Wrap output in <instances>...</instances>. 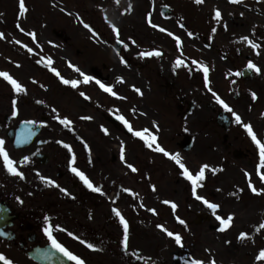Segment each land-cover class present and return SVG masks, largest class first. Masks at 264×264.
Listing matches in <instances>:
<instances>
[{"label":"flooded vegetation","instance_id":"flooded-vegetation-1","mask_svg":"<svg viewBox=\"0 0 264 264\" xmlns=\"http://www.w3.org/2000/svg\"><path fill=\"white\" fill-rule=\"evenodd\" d=\"M11 1L0 3V71L26 91L17 93L0 77V138L23 178L9 173L0 157V253L13 264H75L52 246L44 231L51 225L57 242L86 264L235 263L241 247H250L239 234L247 233L245 242L264 232V192L249 186L264 189V166L245 128L250 125L264 142V8L259 0L252 5L244 3L249 0H89L90 19H67L66 6L48 0H24L27 10L21 15L19 0ZM149 51L161 55H140ZM177 59L183 61L180 66ZM249 61L260 71L249 69ZM70 63L94 79L79 80L75 88L62 83L52 68L71 80ZM97 94L108 108L109 114L102 112L105 127L93 119ZM130 103L136 116H130ZM118 116L133 132L148 129L167 152L183 155L193 175L209 165L195 191L174 160L156 151L155 144L149 148ZM57 117L72 124L65 126ZM25 156L29 159L22 162ZM160 164H170L172 172ZM72 167L101 192L89 189ZM40 176L54 179L67 194ZM163 182L169 191L161 190ZM174 185L185 200L184 212L177 211L182 205ZM197 196L218 204L216 214ZM114 209L128 222L127 248ZM228 214H234L231 226L220 231L215 216ZM158 225L179 234L181 244Z\"/></svg>","mask_w":264,"mask_h":264},{"label":"snow or ice","instance_id":"snow-or-ice-1","mask_svg":"<svg viewBox=\"0 0 264 264\" xmlns=\"http://www.w3.org/2000/svg\"><path fill=\"white\" fill-rule=\"evenodd\" d=\"M231 2L233 3H238L239 0H231ZM196 4H202L203 0H195ZM131 7V6H129ZM26 6H25V2L24 0H19V11L21 13V15H23L26 12ZM215 17L217 20H219L221 18V12L219 9H217L215 11ZM149 23L151 24V18L149 17ZM153 27H159L158 25H152ZM183 26V25H181ZM84 27L89 28L90 31H93L90 27V25H88L87 23L84 24ZM23 31V29H21ZM115 30V29H114ZM161 31H167V29L164 28H160ZM213 31H215V29H213ZM117 32V36L119 35L118 30H116ZM3 33H0V38L3 37ZM29 35H31L33 37V39H35V33H29ZM169 35H172V33H169ZM188 35H192V33H189ZM177 41V44H180V38L176 37L175 38ZM242 39L248 41V43L253 47L256 48L257 45L254 44L251 40H248V37H243ZM16 43H20V41H16ZM133 43H135V41H133ZM127 46V45H126ZM25 47H27V45H25ZM29 52L32 51L31 48L28 49ZM141 56H160L161 52L160 51H149V52H141L140 53ZM124 62V61H122ZM183 63V61H181L180 59H177L176 61V65L180 66ZM193 64L197 63V61H192ZM48 64L51 65L52 61L49 58L48 59ZM70 67L74 68V70L78 73H80L81 76H83L84 78V82L87 83L88 81H91L94 79V77L88 76L85 73L81 72V70L76 67L75 65H72L70 63ZM248 68L249 69H254L255 71L259 72L260 69L251 61L248 62ZM52 71L55 72V74L57 76L60 77L62 83L64 84H70L72 87H77L80 83L79 80H69V79H65L63 76H60V73L55 69L52 68ZM203 71H204V75H205V80H207V73H208V69L207 67H203ZM237 75H240V73H237ZM0 77H3L6 81H8L12 88L17 92V93H23L26 91V89L24 88V86L18 82L15 78H13L8 72L5 71H0ZM97 84L100 85V87L106 91L111 93L113 96H116L117 93L114 92L112 90V87L109 85H106L104 83H101L99 80L96 81ZM135 91L137 93H141V90L139 88H136ZM209 91H211V89H209ZM81 96H85V94L83 92L80 93ZM85 98H89V97H85ZM252 98L255 99L256 98V94L252 93ZM216 99L218 100V102L223 105L224 108H226L229 111H232L229 106L223 101L221 100L218 96L216 97ZM13 106H14V111H13V115L17 114V111L15 110V101H13ZM235 115V114H234ZM60 119V123L64 124L65 126H70L72 124V121L69 120L67 117L64 118H59ZM118 119L122 120L125 124V126L128 128V130L130 132H133V128L131 126V124L125 120V118L123 116H118ZM84 119H90V117H84ZM236 120L237 122H240V117L238 115H236ZM245 128L248 131V134L252 137V140L257 144V146L259 147L260 150V162H261V166H264V142H261V140L257 139L255 133L253 132L252 128L250 125H245ZM105 131V133H107V129H103ZM133 134L139 138H141L142 140H144L147 144V146L149 148H152L153 145L155 144V150L162 152L164 155L169 156L172 160H174L181 169H183V175H185L187 177V179H189L190 181H192L193 184V191H195V188L199 186V181H202L205 179V169H207L209 167V165L205 164L203 165L199 172L196 175H193L189 169L181 162V158L179 156V154H171L169 152H167L163 147H161L159 144L156 143L157 137L155 135H153L151 132H149L148 129H144L143 131H135L133 132ZM4 140L2 138H0V157H3V161H4V166L7 168V170L9 171V173L13 174V175H18L21 178H23V173L18 171L17 167H15L16 162L14 160H12L9 157V154L5 151L4 148ZM66 148L69 147L67 144L64 145ZM124 149L123 147L121 148V160H124ZM28 157L25 156L23 158L22 162H26L28 161ZM75 160V157H73V161ZM127 167L129 169H131L133 172L137 171V169L132 165V164H128ZM71 171L80 178L81 181H83V183L92 191L95 192H101V189L99 187L94 186V184L92 183V181L85 175V173L83 171H81L80 169L76 168V167H72ZM213 171H215V169H213ZM45 184L50 185V186H54L56 188H60V185L54 180L51 179L49 177H45V176H40L39 177ZM261 179L264 180V174L261 175ZM249 186L252 188L253 192H264V189L258 190L256 189L254 186L251 185V183H249ZM61 192H64L67 194V190L60 188ZM125 191H128V189H125ZM19 199V198H18ZM197 199L199 200H203V202L208 206V208H210L213 212V214H216L217 209L220 207L218 204L216 203H211L209 202L207 199H205L204 197L201 196H197ZM165 204L171 203L169 201H164ZM173 210L176 208V205L174 203L171 204ZM114 211L116 212V215L119 217L120 219V223L123 225V243L125 248H127L128 246V239H129V225L128 222L126 221V219L123 217V215L120 213V211L118 209H114ZM149 211L155 212L154 209H149ZM216 220L219 222L220 224V231H224L226 229H228L231 226V223L234 219V214H228L227 217H222L220 215H216L215 216ZM45 221L48 220V217L44 218ZM179 219V218H178ZM181 224H184L185 222L183 220H180ZM158 227H160L163 231H165L167 233L168 236L175 238V242L177 244H181L182 238L179 234L177 233H173L171 231H169L167 228H165L163 225H158ZM261 229H264V224L260 225ZM259 230V229H258ZM46 235L48 236V238L52 241V246L56 249H58L59 251L63 252L65 256L68 257L69 260L75 261V264H86V262L79 256L74 255L71 251H69L66 247H64V245L60 244L59 242H57V240L55 239V237L52 235V231H51V225H49L48 227H46L44 229ZM69 235H72V233H69ZM247 237V233L245 232H241L239 234V239L243 240ZM79 237H77L78 239ZM87 247L89 248H94V245L91 243L87 244ZM258 259H264V249H261L259 252V256L257 257ZM0 262H3V264H13V261L9 258H7L3 253H0ZM192 264H204L203 261L201 260H194L192 262ZM211 264H216L215 260L211 261Z\"/></svg>","mask_w":264,"mask_h":264},{"label":"rangeland","instance_id":"rangeland-1","mask_svg":"<svg viewBox=\"0 0 264 264\" xmlns=\"http://www.w3.org/2000/svg\"><path fill=\"white\" fill-rule=\"evenodd\" d=\"M50 5L51 4H64L66 6V9L65 10V14H66V18H70V19H90V12L88 10V4H89V0H48ZM216 1H219V0H216ZM245 1V0H244ZM255 0H249V1H245L244 3H247V4H253ZM11 0H0V3L2 5L6 4V5H9L11 4ZM78 4V7L76 6ZM87 4V5H86ZM259 4L261 5L262 4V7L264 8V0H259ZM3 8V7H2ZM261 8V7H260ZM77 9L78 11L75 12ZM244 15L247 19H252L253 18V15L250 14V13H247V12H244ZM76 16V17H75ZM72 73L73 75L71 76V80H80L81 83H83V76L80 75V73L76 72V71H73L72 70ZM87 75V74H86ZM102 101V97L97 94L94 99H93V119H96L97 121L101 122L102 126L105 127V121H104V118L102 117V112L104 111V113H108V108L106 107L105 105V102H100ZM133 109V105L130 103V107H129V110H130V116L132 117V111ZM133 116H136V115H133ZM137 119V117H136ZM168 119H170V116L168 117ZM108 127V126H107ZM165 141H167L165 139ZM118 142H115V145L113 146V148L117 149L118 147ZM180 158H181V162L182 163H185V157L183 155H179ZM164 157V156H162ZM161 157V158H162ZM160 160V158H159ZM162 167H167L166 169V173L167 174H170V172H172V168H171V165L168 164L167 166H164V164H160ZM158 176H163V172L162 171H159L158 173ZM169 176V175H168ZM174 178V175H172V178L171 177H166V180L170 179L172 180ZM165 180V181H166ZM162 181H164L162 179ZM164 183H162V189L161 190H170V187H164ZM164 188V189H163ZM174 188H178V192H177V197H178V200L181 202L180 204L182 206H179L177 211L178 212H184V207H185V200L184 199H181L180 200V197H181V190L179 188V185L178 186H175L174 185ZM264 232L263 234H259L258 236H255L254 234L251 235V237H248L247 238V241L244 242V240H242V244L244 243H247L250 247H241V250L237 252L236 254V257H235V263L233 264H262V261H264V259H258L257 257L259 256V252L261 250V245L264 244ZM243 246V245H242ZM228 254H235L234 251H226ZM257 255V257H256ZM233 261V260H231ZM230 262V261H229Z\"/></svg>","mask_w":264,"mask_h":264}]
</instances>
